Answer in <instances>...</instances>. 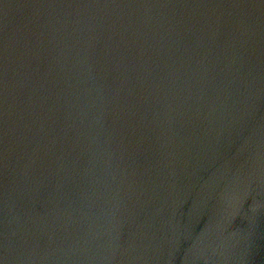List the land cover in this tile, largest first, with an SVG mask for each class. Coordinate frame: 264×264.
I'll return each mask as SVG.
<instances>
[{"label":"water","instance_id":"obj_1","mask_svg":"<svg viewBox=\"0 0 264 264\" xmlns=\"http://www.w3.org/2000/svg\"><path fill=\"white\" fill-rule=\"evenodd\" d=\"M0 264H264V0H0Z\"/></svg>","mask_w":264,"mask_h":264}]
</instances>
